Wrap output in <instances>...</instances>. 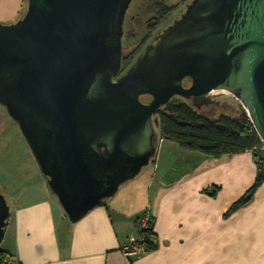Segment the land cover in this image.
Returning a JSON list of instances; mask_svg holds the SVG:
<instances>
[{
  "label": "water",
  "instance_id": "obj_1",
  "mask_svg": "<svg viewBox=\"0 0 264 264\" xmlns=\"http://www.w3.org/2000/svg\"><path fill=\"white\" fill-rule=\"evenodd\" d=\"M131 1L26 0L0 21V105L72 223L150 163L174 97L200 108L228 90L264 143V0L188 1L121 74ZM9 215L0 189V242Z\"/></svg>",
  "mask_w": 264,
  "mask_h": 264
},
{
  "label": "crops",
  "instance_id": "obj_2",
  "mask_svg": "<svg viewBox=\"0 0 264 264\" xmlns=\"http://www.w3.org/2000/svg\"><path fill=\"white\" fill-rule=\"evenodd\" d=\"M25 1L0 0V21L17 20ZM164 141L152 172L126 181L75 223L32 164L36 190L26 187L15 196L5 189L18 203H10L0 249L21 264H264V183L247 205L225 216L255 180L252 152L196 156L194 168L165 179V151L182 148L172 142L163 148ZM212 184L219 188L215 196L204 192ZM145 207L152 210L158 247L127 256L121 246Z\"/></svg>",
  "mask_w": 264,
  "mask_h": 264
},
{
  "label": "rangeland",
  "instance_id": "obj_3",
  "mask_svg": "<svg viewBox=\"0 0 264 264\" xmlns=\"http://www.w3.org/2000/svg\"><path fill=\"white\" fill-rule=\"evenodd\" d=\"M157 1L159 2L160 0L131 1L126 12L123 25L124 31L126 32L125 36H123L122 43L123 54L127 55L129 53H133L134 59L138 55H140L144 50V44L155 41L156 39L154 36L160 33L168 24H170L175 18H177L184 10L185 4L190 0H187L181 5L176 4L180 0H166L165 4L167 6H174L175 9L170 10L169 14H167L168 17L163 21V23H158L154 33H151L150 36L147 37V34H149L148 28H151L148 27L149 23H151L149 22V19L154 18V16H158V10L155 6L157 5V3H155ZM141 4L142 8L138 11V6ZM25 9L26 3L23 9V13ZM137 11L138 13H136ZM128 29L130 30L129 32H127ZM144 36H146L147 38L145 37L144 39H142ZM186 83L188 84V82ZM209 94H213L210 97L213 99L214 104H203L200 108H198V111L205 116L215 119L223 114H240L242 110H245L241 102L236 99L232 93H230L229 91L227 92V90L225 89H214V91L212 90L210 93H208V95ZM143 99L148 100L149 97H145ZM181 99L192 104L191 100L189 99ZM152 119L153 128L156 135L155 144L158 146L161 141V137L159 135L160 129L158 118L154 115ZM169 142L172 141L165 139V141L162 142L163 148H165ZM189 152L190 151L179 149L177 147L176 149H170L167 150V152L165 151V155L167 158L166 161L168 165L164 170L165 179H174V177H178L181 173H184L186 170L192 169L194 168V166L198 165L196 156H200L202 154ZM154 158L155 156L151 159L148 165L142 168L137 176H139L140 174H146L145 172H148L149 174L150 171H153L152 166ZM32 164L35 165L38 173L42 174L36 160L31 153V149L23 133L21 132L18 123L8 114L7 110L2 105H0V189L7 199L9 205L10 203H16L18 199L15 198L14 200L13 198H11V196H9L10 194L6 193L7 190H9L10 192H14L13 194H15V196H19L26 187L27 190H36V188H38L39 184L36 182L37 179L34 177L35 169L32 167ZM212 187H215V184H212L209 188ZM6 188L7 190H5ZM45 189L50 192L47 187V179L45 181ZM50 194L51 196H53V198L58 200L56 195H54L52 192H50ZM246 196L248 198L249 194H247ZM252 198L250 200H252ZM247 204H244L240 208L244 207ZM233 213H231L229 216H231Z\"/></svg>",
  "mask_w": 264,
  "mask_h": 264
},
{
  "label": "trees",
  "instance_id": "obj_4",
  "mask_svg": "<svg viewBox=\"0 0 264 264\" xmlns=\"http://www.w3.org/2000/svg\"><path fill=\"white\" fill-rule=\"evenodd\" d=\"M165 1L160 0L157 3L158 16L149 19L151 23L148 27L155 28L158 20L165 12L175 9L174 6H167ZM134 60L133 53L124 55L123 67L131 65ZM186 82H188L187 79ZM155 116L158 118L160 137L174 142L187 151L216 158L222 155L252 152L257 165L254 183L242 197L232 203L225 216H229L247 204L256 190L264 183V143L254 129L245 110H242L240 114H223L212 119L201 114L198 108L192 104L179 97H174L158 110ZM218 189L215 186L205 189L204 192L215 196ZM247 194H249L248 198ZM155 238L154 230L148 231L144 242L145 253L158 247ZM5 256L10 255L0 249V264H2Z\"/></svg>",
  "mask_w": 264,
  "mask_h": 264
},
{
  "label": "built area",
  "instance_id": "obj_5",
  "mask_svg": "<svg viewBox=\"0 0 264 264\" xmlns=\"http://www.w3.org/2000/svg\"><path fill=\"white\" fill-rule=\"evenodd\" d=\"M249 120L252 123L250 117ZM160 140H162V138H160ZM153 226H154V222H153L152 210L150 207H145L142 213L140 214V216L138 217L136 232L128 235L126 242L121 246L122 252L127 256L139 255L145 253V243H144L145 238L147 237L148 231L153 230ZM2 264H21V263L12 256H5V258L2 261Z\"/></svg>",
  "mask_w": 264,
  "mask_h": 264
},
{
  "label": "flooded vegetation",
  "instance_id": "obj_6",
  "mask_svg": "<svg viewBox=\"0 0 264 264\" xmlns=\"http://www.w3.org/2000/svg\"><path fill=\"white\" fill-rule=\"evenodd\" d=\"M160 2V1H159ZM158 1L157 2H155V3H159ZM156 6V5H155ZM142 8V4L141 5H139L138 6V11H139V9H141ZM138 11L136 12V13H138ZM169 12L170 11H168V12H165L163 15H162V17H160V19H159V21H158V23H163V21L168 17L167 16V14H169ZM154 17H156V16H154ZM125 21V20H124ZM158 25V24H157ZM156 28H157V26L155 27V28H148V31H149V34H147V37H149L150 36V34L151 33H154V31L156 30ZM130 30L128 29L127 30V32H129ZM125 34H126V32L124 31V35L123 36H125ZM145 34V35H146ZM159 34V33H158ZM158 34H156L154 37H155V39L157 38V36H158ZM146 36H144L142 39H144ZM146 37V38H147ZM142 41V40H141ZM154 42V41H153ZM122 43H123V38H122ZM150 43H152V42H150ZM147 44H149V43H146V44H144V48H145V46L147 45ZM125 54H123V56H124ZM122 61H123V59H122ZM130 66V64L127 66V67H123V65H122V71H121V74L122 73H124L125 71H126V69L128 68ZM124 68V69H123ZM186 85H188L187 83H185ZM145 97H149V99L148 100H144L143 98H145ZM179 98H181V97H179ZM150 99H151V97L150 96H141V100L143 101V102H148V101H150ZM189 100H191V99H189ZM210 105L211 104H214V102H211V103H209ZM209 104H206V105H209ZM215 104H217V103H215Z\"/></svg>",
  "mask_w": 264,
  "mask_h": 264
},
{
  "label": "bare ground",
  "instance_id": "obj_7",
  "mask_svg": "<svg viewBox=\"0 0 264 264\" xmlns=\"http://www.w3.org/2000/svg\"><path fill=\"white\" fill-rule=\"evenodd\" d=\"M214 91V90H213ZM222 91V90H221ZM227 92H228V90H227Z\"/></svg>",
  "mask_w": 264,
  "mask_h": 264
}]
</instances>
